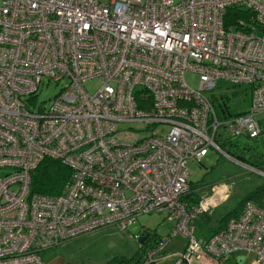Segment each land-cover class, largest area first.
Here are the masks:
<instances>
[{"label": "built area", "instance_id": "built-area-1", "mask_svg": "<svg viewBox=\"0 0 264 264\" xmlns=\"http://www.w3.org/2000/svg\"><path fill=\"white\" fill-rule=\"evenodd\" d=\"M231 7L249 18L229 24ZM262 28L264 0H0V264H48L40 251L160 212L171 235L187 238L174 264L249 253L264 264V206L247 201L202 241L194 220L229 188L218 182L197 204L185 200L189 161L210 148L238 161L223 140L261 133ZM186 73L198 76L197 89ZM44 80L61 86L48 106L37 103ZM218 80L249 88L248 111L218 112L205 94ZM45 157L73 169L59 194L29 189Z\"/></svg>", "mask_w": 264, "mask_h": 264}, {"label": "rangeland", "instance_id": "rangeland-1", "mask_svg": "<svg viewBox=\"0 0 264 264\" xmlns=\"http://www.w3.org/2000/svg\"><path fill=\"white\" fill-rule=\"evenodd\" d=\"M185 78L190 86L198 88L196 74L186 73ZM99 85V80L94 79L85 83L84 87L87 92L93 93ZM60 88L59 84L44 80L36 92L37 103L48 106ZM205 94L216 98L219 112L223 106L222 98L226 97V106L230 115L248 111L251 105L248 87L232 85L224 80H218L216 88L213 91H206ZM255 118L261 129L258 137L249 138L240 135L231 137V140L237 145L236 149H240L247 158L264 162V112L256 114ZM120 127L128 128V125L120 124ZM226 150L229 151L227 148ZM188 167L191 170L189 181L192 184L205 185L206 192L209 191L210 185L218 182H224L229 188L227 199L211 210L210 213L214 218L231 210L247 191L264 180V175L258 171L225 156L214 148H210L200 162L189 161ZM146 230H154L162 236L170 235L159 256H166L165 262L172 264L182 253L187 238L179 233L171 235L173 223L165 220L162 212L139 215L127 231L108 226L63 241L47 254V262L48 264H102L114 256H131L138 251L139 237ZM253 260L252 256L248 255L246 264H258Z\"/></svg>", "mask_w": 264, "mask_h": 264}, {"label": "trees", "instance_id": "trees-1", "mask_svg": "<svg viewBox=\"0 0 264 264\" xmlns=\"http://www.w3.org/2000/svg\"><path fill=\"white\" fill-rule=\"evenodd\" d=\"M249 16V10L239 7H231L227 13V20L229 24H232L237 23L238 19H248ZM262 32H264V28H262ZM211 97L213 98L216 109L218 110L216 98L214 96ZM222 105H220L222 108L220 112L218 111L219 113L223 110L228 111L226 106V97L222 98ZM221 145L224 149L227 148L238 161L264 171V162L257 159L247 158L240 149H236L237 145L232 142L231 139L223 140ZM231 148H233V150ZM229 151L228 153H230ZM72 176L73 169L71 167L64 164L59 159L45 157L30 173L29 189L31 193L56 195L62 191L63 187L71 180ZM190 188V193L185 197L189 206L197 204L202 193H207L204 190L205 185L203 184L191 183ZM198 188L201 189L199 190ZM247 201H253L260 206H264V180L247 191L242 199L239 200L231 210L227 211L223 215H220L218 218H214L210 212L200 214L193 222L194 236L198 240L203 241L219 232L226 226L227 222L231 218L239 216L242 212L244 204ZM140 237H142L143 240L142 242H139V248L136 254L131 256H114L102 264H159V254H157L158 256L156 257L154 256V260L150 261H147L149 259L148 255L158 246L161 239L167 236L159 235L154 230H146ZM56 247L57 245L40 251V257L47 262V254ZM180 264L187 263L182 262Z\"/></svg>", "mask_w": 264, "mask_h": 264}, {"label": "crops", "instance_id": "crops-1", "mask_svg": "<svg viewBox=\"0 0 264 264\" xmlns=\"http://www.w3.org/2000/svg\"><path fill=\"white\" fill-rule=\"evenodd\" d=\"M248 255H251L252 259H254L253 261L258 263L255 259V256L253 254L249 253V254L235 255V256L231 257L230 259H228L224 264H246L248 261ZM241 257H242V259H241ZM165 259H166V256H159V264H169L168 261L165 262ZM174 262L172 264H174ZM192 264H218V263L215 262L214 260H212L209 256L205 255L203 258H201V260H197Z\"/></svg>", "mask_w": 264, "mask_h": 264}, {"label": "water", "instance_id": "water-1", "mask_svg": "<svg viewBox=\"0 0 264 264\" xmlns=\"http://www.w3.org/2000/svg\"><path fill=\"white\" fill-rule=\"evenodd\" d=\"M142 240H143V238L142 237H139V242H142ZM241 259H242V257H241Z\"/></svg>", "mask_w": 264, "mask_h": 264}]
</instances>
